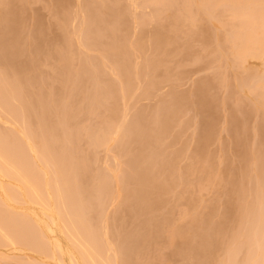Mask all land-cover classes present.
I'll list each match as a JSON object with an SVG mask.
<instances>
[{"label":"rangeland","instance_id":"1","mask_svg":"<svg viewBox=\"0 0 264 264\" xmlns=\"http://www.w3.org/2000/svg\"><path fill=\"white\" fill-rule=\"evenodd\" d=\"M159 1H156L158 3H155L154 0L151 1L150 0H108V1L106 0H13V2L15 3L14 4L11 0L10 3L7 4L8 9H10L11 11H13V9L16 10L15 11L16 13L14 11L13 12L15 13V15L17 14L18 18H16V21L14 20V22L16 23H13V21H8L9 24H7V21H5V25H7V27L4 36L8 34L9 37L11 35L10 33L13 34L14 32H17L19 29L18 36L19 35L20 36L16 43V46L19 48L17 49V51L16 50L14 51L16 52L14 53L16 55L14 54H12L13 56L11 55L12 59L10 58L11 56L10 57L7 56L14 63L10 62L9 64L8 61L9 59L7 57H6L7 59L5 58L4 61L2 62L0 61L1 63L0 71H6L7 68L8 69L10 68L8 66L11 64H14L16 67L18 65V68L16 70L19 71L21 75L20 78L21 82L23 81L21 84L25 88L28 87V90L26 88V91H24L25 89L24 88H23L24 90L21 89L22 86H20L21 87L20 89L22 90L20 91L22 93L27 92L26 94L23 93V95H25V99L29 102L28 107L32 105L30 108L31 109L33 108L35 110L34 111L33 109L32 110L30 109V111L33 112L32 114H34V117L32 114H31L32 116L30 117L26 116L28 118L25 117L26 119L25 118L24 119L28 121L27 123L25 122V124L30 126L32 125L34 126V128H36L35 125H38L37 124L38 122L40 125H43L44 127L46 126L45 128H48L47 126L50 125L51 127L49 126L48 129H50L52 133L57 130L59 131L61 129L59 132L61 133V135L63 134L62 135L63 136L62 139H63L65 136L64 133L67 135L68 133L66 132L67 131L69 132V130L67 129V131H65L64 133L62 132L68 127L63 129L65 123L62 124L60 122L59 116H61V114H59V112L61 111V108H65L67 109L66 111L69 110L71 111V112L69 111V117H70L69 120H70V124L71 122H73V124L71 125L68 124L70 125V127L73 125L75 126L77 125L76 127L79 128L78 125L82 124L81 128L82 127L83 129L88 128V130H90V132L92 133V134L90 132L88 133V130L84 131L83 129L79 128L80 130L87 132L88 134L87 133L85 134L83 132L85 134L84 135L81 131L82 134L80 133L78 134L80 136L82 135L83 136L82 137L79 136L78 140L75 138V140H77L76 143L75 141L74 142L69 141V143H67L68 142L67 139L69 138V136L67 138L65 136L67 142L64 141L65 138L64 140L60 141L59 136L61 135L56 134L57 136L59 135L58 138H56L57 137L56 135L55 137H53L54 135H52L53 138L52 139L49 137L51 136L50 132L49 133L47 132L49 134V136L47 135V138H49V140L51 139L52 141L54 140V138L56 140L59 139L58 141H60L61 144L64 141L62 146L58 141H56V143L59 144L61 148H64L62 151L65 155H67L66 151L67 152L69 151L68 153H70L71 151L76 149L78 145H80L79 146L80 148L78 147V149H80L79 151L81 153L80 155H78V153L76 152L78 150L73 151L74 153H76V155L74 154L70 157L71 161L73 160V157L75 158L76 156V159L81 158L80 159L81 163L80 164L79 162L78 164H75L76 162L73 163V166L74 164L76 166H74V171L71 175V178L68 181V187L61 186V189H63L61 198L63 199V201H65L61 210L58 211V214L61 217V222L62 223L64 222L63 224L61 223L60 225L62 229L57 234L54 231H51L52 233L53 232L54 233L52 234L51 232H49L51 234L49 235L53 237L56 236L57 239H59V241L65 248H68L69 246L71 247V245L73 247V244L69 243V239H65L67 238L65 237L66 232L65 234L63 233V231H65V229H63L64 228L63 226L65 225V223L66 224L69 223V222L67 223L68 220L66 221L64 217L66 218L65 214L70 215L71 211L73 210L72 208L75 209L78 204H80L81 207L84 204L85 209L84 208L82 209V211L84 210L83 212L81 211L79 205H78L79 207L75 209L78 212V209L80 208L79 210L82 212V214L76 212L78 215L77 218L79 219L78 222L80 226H82L83 228L89 227L88 232L86 230L88 236L82 233V235L84 234V239L85 240L89 239L88 242H91L92 241L91 237H93L92 239L95 240L94 241L95 244L93 246L97 248L95 250L96 251L98 250V254H100L99 252H101L100 254L101 256H103L102 255L103 252L104 255L106 253V256H108L107 255L108 253L109 256L111 254L110 256L111 260L114 261L115 264L117 263L122 264L124 262L123 258H127V256H130L129 259L131 260L132 257L135 255V253L133 256L131 255L133 254L134 249L135 251L136 250L139 251V253L141 252L140 254L138 253L139 255L138 254L135 255L138 256L136 259L135 256L133 257V259L137 261L135 262V264H141V263L142 264H155V263L156 264H192L195 262V260L196 262L194 264H249L253 261L251 260L252 257H254L253 259L256 258V253L253 249L256 248L257 244L255 245V243L261 242L258 243L261 246V247L259 246V248H264V236L258 237L259 234L258 236L257 234L253 235V233L258 230V229L253 230V228L257 226L261 227V225L264 223V214H262L261 208H260L261 213L259 212V207H258V203L260 200L259 198L264 197L263 196L264 195V97H263L264 88L262 87L263 86L262 83H261L262 86L260 85V87L257 84L264 81V77L262 78V81H260L261 77L264 75L263 73L264 66H262L264 63V62L262 63V61H264V59H262L264 58V54L260 55L258 53L259 54L258 55L256 53L255 55L256 56L258 55L256 57L255 55H253L255 51H252L254 52L252 54L253 57L251 56V54L249 55L248 53L249 49L252 50L256 43L254 44V46H252L253 45L252 43L251 44L252 47H249L248 49L246 47H243L245 44L243 43V39H242L241 40L242 45L239 46L238 39L240 37L242 38V35L245 34L243 33V31L246 32L248 30L247 26L250 18H248L249 13L247 14L245 13L247 17L246 16L241 17L243 15V13H241L240 14L241 16L239 15V17L237 18V19L245 18L242 23L241 22L239 23L241 27L240 28L241 36H239L240 34H238L239 31L237 30V26L239 28V25H237L238 23L236 24L234 22H239L240 20L237 21V19L234 18V16L235 17L238 16L235 14V13L238 14V12L235 10L236 12L233 13L234 9L232 8L234 7L232 5L235 4V2L232 3L233 1L230 2V0H228L230 3H232V5H229V2L228 3L225 2L226 0H223V2L221 0L222 3L219 0H214L213 3H210L212 0H209L210 2L209 1L208 2L211 4V6H209V3H207L206 8H202L205 1H203L204 3L197 2V4L194 1L195 4L199 7L191 8L189 6L191 2L190 4H188L186 1H185L186 3H184L183 2L184 0L181 2L180 0L179 1L172 0L171 2L169 0H164V2L163 0H161L160 1L161 3ZM256 1L257 2L261 1L260 3H263V7H264V1L262 0H255L254 2H252V5L253 3L256 4ZM104 2H106L107 4H105ZM176 2L178 3L183 2V4H187V8L185 9L186 10L188 9L193 13L188 11L187 14V11L185 12L184 9L183 12L182 7L186 5L181 6L180 4H178L177 6ZM246 3H249V1L244 2L243 4L245 5ZM195 4L193 6H195ZM91 5H94L93 9H91L92 8ZM179 5L181 6L180 7L181 9L179 8ZM249 5L247 4L245 6L246 8L245 7L242 8L241 6V8L244 9L242 12H244L245 9H247V6ZM254 5H253L254 8L253 17H256L257 22L259 21L258 23L255 21V23L258 26H255L256 25L255 23L253 24L255 27H257L255 28L256 31H254L257 40L256 38L254 39L255 42L257 41V43L259 42L260 44L261 41L259 40H261V37L264 36L263 35L264 33H262L263 36L259 37L260 35L259 32H261V30H263L264 28L263 27L260 30V27L264 25V21H261L262 18L260 19V11L262 8L259 9L258 11L257 9L260 4L257 5L258 7L256 5L255 7ZM11 6L13 7V9L11 8ZM237 6H240V4L239 5L237 4ZM237 6L235 7V9L240 10L241 8H238ZM124 7L126 10L124 9ZM207 7L210 8L208 9V11L210 12L206 10ZM260 7H262V4ZM110 8L111 11L113 9L112 12L110 11ZM127 8L129 9L127 10ZM200 8L205 10V12ZM90 9L93 11H91ZM249 9L247 10L249 11ZM17 10L18 12L21 13H18ZM255 10L258 11L259 15L258 14L257 15L259 16V18L257 17L256 15L257 11ZM263 10L261 11L262 16H264ZM118 12H120L121 14H119ZM140 12L142 14L144 13V16L141 15ZM201 13L202 14L205 13L203 14L204 16ZM111 14L112 15L115 14V16L112 17V22H114L112 24L110 22L112 16ZM184 14L185 17H183ZM208 14L210 17L208 16ZM116 15H118V17L114 20ZM121 15L122 17H124L123 20L125 22L121 20L122 19ZM119 16L121 18H119ZM128 16L131 18H128ZM125 17L127 18L125 19ZM189 17L192 19L190 20ZM201 17L202 19H204L205 23H203L204 21L202 22ZM208 17H209V21L208 20L206 21ZM253 17H251V20ZM234 19L235 21L233 22L232 20ZM117 22H119V24ZM175 22L176 23L178 22L180 24L177 23L178 24L177 26V24H174ZM189 22H191V24ZM3 23L4 22H0V25H2ZM231 23L234 24L232 25ZM243 23L245 25H241ZM10 24L12 26H10ZM15 25L17 26L19 25L18 26L19 28ZM13 26L15 27V29ZM115 28H117L118 30H116ZM161 28H163V30ZM242 28H246L247 30ZM250 29L253 30L254 28L253 29L250 28ZM119 30L122 32L121 34H119L120 33ZM158 30L159 33L157 32ZM154 32L155 33L157 32L156 34H159L161 36L164 35L162 41L160 40L162 42L161 46L159 43L160 41L153 42V39L156 36ZM247 33L250 32L247 31ZM117 34L119 36H117ZM233 34H235V36ZM84 35L86 36L83 37ZM100 35L101 38L100 37L99 38L102 40L98 38V36ZM246 35L247 34H245L244 36L245 37L244 40L248 38L250 42H252L253 40L251 41V39L254 35L253 36L250 35L251 36L250 38L249 36L246 37ZM80 36H82V38H80ZM225 36L226 37L228 36L233 41L237 38L236 43H238V46H236L237 44H234L236 47L234 46L235 48H232L233 43H235L236 40L234 42L231 40L233 42L232 44L228 43V41L230 40L227 41L223 40V37L225 38ZM119 37L121 40L120 42L118 40ZM138 38L139 41L143 43V45L138 41ZM140 38L142 41L140 40ZM166 38L169 39L167 41V43L169 42L168 44L166 43L167 40ZM116 41L117 43H115ZM164 41H165V46H164ZM108 42H110V45ZM226 42L228 45L225 44ZM138 43L141 44V46ZM263 43L264 40L262 44H260L261 46L257 44V47L258 48L259 46L264 47ZM117 44L119 45L118 46L119 50L117 49V53H114V51H111L110 48L113 45L117 47ZM237 47L239 48V50H243V48H246V50H248V52L245 51L246 55L248 53L250 57L246 56L245 54H244L245 57L240 55L238 56L234 55L237 53L232 52V50L235 51ZM257 47L255 46V48ZM120 49H122L124 52H121ZM262 49L263 48L261 49L259 48L257 49V51L260 52V50L262 51ZM239 50L238 53L240 52ZM242 52H240L241 55ZM262 52H264V49ZM118 54H120L121 56ZM116 56L119 57L118 58L119 60H117ZM113 58H115L116 60ZM67 59L70 60L67 61ZM85 61L87 63L89 62V64L92 67L90 65H87ZM118 61L119 63H122L123 61L125 64L122 63L119 66V63H117ZM67 62L70 63V65L68 66H70L71 68H67L68 66L65 65ZM95 62L100 64V66L97 67L98 65ZM126 62L128 68H126L127 67ZM95 64H96L95 66L96 72H93L95 71V69H93ZM123 64L126 67L123 66ZM259 64H261V66H259ZM117 65L121 69L124 67L125 71L122 69L123 71L121 70L122 72H120L119 71L120 69L118 68ZM86 66L87 67L90 66V67L87 68ZM254 66H257V69L259 67V71L257 70L256 72H253V70L251 69H254L255 71L256 68H252ZM30 67H35L36 69L32 68V71H30L31 70ZM130 67L132 68V70H130L131 69ZM99 68L102 69L100 70ZM21 69L23 73L21 72ZM64 69L73 70L72 71L73 76L72 77L70 76L71 79L68 75L67 80H65L66 77L64 78V76H66L67 70H65L66 73H64ZM23 70L29 71L28 72L29 75H26L28 73L24 72ZM260 71L261 73L258 77V72ZM78 72H81L82 74ZM24 73L26 74L24 75ZM253 73L257 74L255 75L256 77L253 76ZM79 74L82 76H80ZM84 78H86V80L88 79L92 80L91 82L93 84L92 83L90 84L89 80H88L89 82L87 81V83L83 84V82H86ZM74 79L76 81H74ZM77 80L80 83H77L78 82ZM80 80H82V82ZM23 83L24 84L27 83V86L24 85ZM84 85L89 90H87L84 87ZM107 86H109L108 87L109 92L108 90H105V87L107 89ZM98 90H100V92H98ZM102 90L104 91L102 92ZM114 90L115 93L113 95L112 92ZM92 91H94L95 93ZM104 92L106 93L102 94ZM51 93L54 95V98L56 97L55 98L56 100L53 98V95ZM84 93L85 94L88 93L89 95L92 93V95H90V98L87 99L88 98L87 96L89 95L86 94L87 95L86 96ZM27 94L29 96H26ZM97 94L98 96H96ZM95 96L97 97L96 100H95ZM62 97H65L63 98L64 101L61 99ZM58 100L59 101L62 100V102L64 103H61ZM87 101L88 102L92 101L94 103V106H96V108L94 107V109H92L93 103L90 102L89 104ZM32 102H34V105L33 104L30 105V103ZM46 103L48 104V106L47 105L44 106ZM39 104L42 105L41 108L38 109V107H40ZM60 104H64V105L67 104V105L63 107L64 105L62 106ZM173 104L176 105L178 104L177 105L178 107L180 106L179 108H177L178 111L176 109L177 106L175 107V105ZM50 105L52 106L49 107ZM67 106H69L70 108L69 107L66 108ZM48 108H51V110L53 111H51ZM114 108H117L118 110L117 111L118 113L116 112L115 115L113 114L115 113L113 111ZM40 109L41 112L43 110L42 113L44 114V116L42 114L39 115V113H41ZM172 109L174 111H172ZM36 110H39L38 113H36L37 112ZM167 111L168 112L172 111V112L167 114ZM1 113L2 112L0 110V117L1 119H3V113L2 114ZM172 113L174 114V117L171 116ZM57 114H59V116ZM45 115H47V117ZM71 115H73V118ZM122 115L123 116L125 115V117H123ZM103 117L106 118V120ZM138 117H140L141 122ZM29 118L30 119L32 118V120H30ZM142 119H146V120L142 121ZM34 120L38 122L36 123ZM124 120H125L124 124L128 123L127 125L125 126L123 125V127L122 125L121 126L119 125L120 128L116 126L117 123L121 124ZM130 120L133 123L136 121L134 123L135 126L139 125L138 128L136 127L139 130L137 129L135 130L136 133L138 131V134L140 131L139 138L135 137L137 134L133 136L134 133L132 134L130 133L131 129L130 130L128 129ZM32 121L35 122V124L31 123ZM8 122L9 121L4 123L2 122V127H4L5 130L6 127H9L10 125L12 126L19 125L18 123L13 125L12 124L13 122L11 121H10L11 124L10 123L8 124ZM28 122L31 124H29ZM77 122H79L80 124H77ZM98 122H100V124ZM137 122L139 124H136ZM60 123L62 124L63 127L61 126ZM103 123L106 124L105 127ZM133 123L131 124L134 126ZM54 124H56L57 126ZM113 124H115L114 126H116V128H119L118 129L119 131L118 130L115 131L116 128L114 129L113 127H111L113 126ZM91 125L95 128L94 129L93 127H91L94 130L90 128ZM12 126H10V128L7 129L8 130L11 129ZM43 126H41V129L43 128ZM2 127L0 126V129ZM38 127H37L38 130L37 129L36 130L37 132L38 131L40 132L41 129L39 130ZM108 127L110 128L108 129ZM105 128H106L105 133L112 132L113 130L112 133L113 137L111 133H109L110 136L108 137L105 135L108 142L107 140L102 139L104 140L103 143H105L106 146L102 143V140H100L101 136L104 135V132H102V130L105 131ZM4 129H1V131H3ZM11 130L14 131L15 129H11ZM80 130H78V132H80ZM141 130L143 131L141 132ZM159 131L163 132L162 135L161 133H159L161 136H159L158 134ZM14 132H15L14 134L18 135L16 131ZM125 135L127 138L125 137ZM92 137L95 138L92 140ZM109 137H111L112 139L115 137L116 139L114 138V140L112 141V139ZM132 139H135L137 141V144L135 140H133V142H135L133 143L131 141ZM142 139L143 141H141ZM70 142H72L73 145ZM110 142L112 143L110 144ZM68 144L70 145V147L71 146L72 147L70 148ZM109 145L111 146L109 147ZM102 146L105 148H103ZM200 146L202 147V149H200L201 148ZM136 148L138 151L135 150ZM152 148H154V150H152ZM68 149H70L71 151ZM131 150L132 151L134 150L135 153L130 152ZM162 150L165 153V155L162 154L163 153L161 152ZM167 152H169L168 153L169 156H173L175 154L177 156L175 155L174 159L171 162V164L174 166H168V168L165 169V166L162 167L163 165H159L158 162L161 159L165 158V156L169 157L166 154ZM131 153H133V155H131ZM134 154H136L135 157H133ZM143 154L145 155L141 157V155ZM195 154H196V158H195ZM198 155L200 156L198 157ZM148 156L149 157L154 156V157L150 159L148 158ZM136 157H139L140 160L144 161V163L148 162V164H146V167L145 165H143L144 168H142V165L141 166L138 165L140 166V170L142 168V171L138 169L139 167L137 165H135L136 167L133 165V168L132 166L130 167V164L133 163V162L130 163V161H132L133 159L134 160L139 159ZM144 159L150 160V163L149 161H145ZM143 161L142 164H144ZM34 165H38V166H34ZM43 166L44 164L42 163L41 166V162L40 164H36V163L33 164V167L35 168L36 167L43 168ZM76 167L77 170L75 169ZM78 167L81 168L78 169ZM112 168L116 172L115 178L112 177L111 175L110 170H112ZM163 168L165 169V171H163ZM81 169L83 170V172L81 171ZM150 169L153 170L151 171ZM106 170H109L110 172ZM136 171H138V173ZM139 171L142 173L144 172V174L146 173L147 176L145 177L146 179L143 178L144 181L143 179L141 180L140 178H139L140 180L135 179L136 176L140 174ZM168 171L170 174L168 173ZM205 171H207V174ZM154 172H155L154 174L155 176L162 175L160 177H163L164 175H166V173L170 175L169 181L171 180V182L168 183L170 189H168V191H165L164 194H161V198L160 197L158 198L154 194H153L154 196L151 194L152 197L154 198H152L150 194H149L150 196H147L148 194L145 196L144 192L142 190H141L142 192L140 191L141 183L148 184L149 183L148 176L152 177ZM99 173H101L102 175ZM26 175L28 176L27 173ZM49 175L51 176V173H49ZM202 176L204 177L202 178ZM6 178L2 180L4 181L6 180ZM111 178L112 180H110ZM8 179H12V178H7V181H5V183L7 182L9 185H11L12 183L13 187L15 185H18L19 183H22L21 181L20 182L17 181L18 184L13 183L12 181L14 180V178L12 179V181ZM102 179H104L103 180L104 182L102 181ZM114 179L115 181H113ZM138 180L140 182L137 183ZM74 183L77 184L78 189L82 190L81 193L77 196L79 199L75 197L77 198V201L75 198H73L74 201L72 199H69L71 196L67 195L68 192L65 193V191H68V189L70 190L71 188H75V187L77 188V186ZM104 183L106 185H104ZM136 183L138 184V186ZM8 184H6V186ZM83 184L85 185L83 186ZM113 184L116 186L112 187L114 186ZM20 185L22 186L23 184ZM110 185L111 188L108 187ZM116 187L117 188L120 187L121 189H123V190H119L120 193L117 196L120 197L121 199L120 200L118 198L119 201L116 200L117 198L116 195H114L115 196L114 197L115 201H114V199H111V196H106L107 193L104 194L105 189L109 188L110 190L111 189L115 190L117 189ZM91 188H93V190L95 191H92ZM86 189L88 192L85 191ZM179 193L180 195H178ZM176 195L179 199L176 198ZM103 197H105V200H103ZM97 198L99 200H97ZM107 198L110 202L107 200ZM17 199L14 200L10 199L11 200V201L9 200L10 202L7 201V206L11 207L13 205V207L15 208L17 207V211H18V209H20L19 206L25 205V207L21 206V210L24 209L23 212L20 210L19 211L22 213H24V211L29 212L27 209L28 204L22 203L19 205V203L23 201H21V198L18 200ZM152 199L153 200L155 199V201L158 202L156 203ZM6 200H8V198ZM15 200H17L16 202L19 201L18 204L15 203ZM12 201L15 204H12ZM70 201L73 204L74 203L77 204L79 201L80 202L77 205L76 204L73 205ZM105 201L106 203H108L107 206L106 203H104ZM112 201H114V203L117 201L114 204V206ZM86 202L89 205L86 206L85 205L87 204ZM1 205L3 207L2 210L4 211L5 209V211H7V214L5 213V211L3 213L6 215L10 214L11 211L9 212L8 210L9 208H7L5 204H1ZM236 205L238 206L235 207ZM31 206L33 208H31ZM143 207L145 208L143 209ZM29 209L35 210L37 209V205L29 204ZM66 210L68 211L66 212ZM14 211L15 210H13L12 213H14ZM17 211H15V213ZM19 211L18 213H20ZM112 217L114 218V220L112 219ZM145 218L146 221H144ZM150 218H152L153 221H151L152 219ZM194 219L195 220L197 219L194 222H199V224L195 223L196 226L198 227H196L195 224H192L193 222H191V220ZM81 220H83L82 223H80ZM84 221L86 222V224ZM166 221L167 223H165ZM141 222L145 224H147L146 222L148 223L152 222V223H149L150 224L149 228L146 229L142 227L144 226V224H141ZM83 223L84 225H82ZM93 224H95V226ZM151 224H153L154 226ZM139 225L142 226L140 227ZM172 225L174 227H172ZM96 226H98V228ZM146 226L147 225H145V227ZM20 227L18 226L17 229L18 230L21 229ZM93 227L96 230L93 229ZM100 227L101 229H99ZM139 227L142 229H140ZM158 227H160L162 232L164 231V233H161V236L164 238L163 240L161 239L162 242L160 241V238H162L161 236L160 238H157L158 233L160 231ZM28 228L30 227L24 228L25 230L24 229L23 230L26 231V229ZM83 228H82V232L84 231ZM175 228L177 229L179 228L180 230L179 229L177 230ZM199 228H202V231H199L200 230ZM32 229L33 228L27 230L26 232L27 237L24 234L25 232L24 233L21 232L23 230H19L21 233L19 232L18 234L21 236L24 234L25 238L22 236L24 239H22V237L20 238L19 236H17L19 239H22L24 242L27 241V243H29L26 244H27V248L31 247L30 248L31 251H28L29 248L26 249L23 246L21 247V245L25 246V244L22 242H18L19 239H17L16 236L14 237L15 239L14 243L17 240L15 244L8 243L6 246L4 242L0 241L1 244L0 246L2 247V248L0 247V257H3V259H0V264H5L7 263V261L9 264H61V262L59 261L57 262L54 261L55 259L52 257L51 258L54 260H52L51 258L49 259L50 255H52L51 251L49 250L46 251L45 253L43 251L44 254L42 256L39 255L40 253L35 252L36 249L39 250V248L35 249L36 244L30 242L31 238L32 239L37 238L35 234L33 237L30 235ZM143 229L144 230L146 229V232L147 230H149L148 231L149 235L154 233L155 230L156 232L153 234L154 235L153 237L151 236L152 238L150 237V240L148 239L149 240L148 244H146L145 242L144 243L140 242V244L143 243L142 244L143 246L140 247L139 245L136 244V240L139 244V239H137L136 237L139 238L141 233L137 232L136 230L140 231ZM262 229L264 231V228ZM262 229L260 228V230ZM30 230L31 232L28 234V231ZM174 230L180 231L183 234L185 233V236H187V241L189 239L188 236H190V242H194V244L196 242L199 243V245H197L199 248L195 246L190 250L188 249L189 253H187L188 250L185 251V249L179 243V240L177 241L175 238H170L171 233L172 232L174 233ZM107 231L109 232L107 233ZM135 233H137L138 235L136 234L135 237H133V234ZM201 234L202 237L200 236L199 239V235ZM85 235L87 238H85ZM250 235H253L254 237L256 235L259 241H255V239L257 240L256 237L255 239L250 238ZM262 235H264V232L262 233ZM97 236L98 238H96ZM100 240L103 243H101ZM97 241H100L101 244H99V242ZM111 241H113V243H111ZM165 243L167 244V246ZM3 244L6 246L4 247L5 249H3L2 246ZM96 244L98 245L96 246ZM101 246H103L104 248L103 247L101 248ZM99 248L103 252L100 251ZM142 249L143 250L146 249V251H143ZM23 250H25V252ZM255 250L257 254L260 253L258 252L257 249ZM76 251L77 250H74V252ZM126 251H128V253H126L127 255L125 254ZM130 251L132 253H130ZM263 251L261 252V257L264 254ZM251 252L252 254L255 253L254 254L255 256L250 255ZM76 253L75 255L76 256L78 255L77 256L78 258L79 254ZM79 253L81 254L83 252L79 251ZM112 255H114V257H112ZM188 255L190 256V258L188 257ZM249 255L251 256V259L249 258ZM82 256L80 257L81 259L80 263L82 262L83 264H85V258L84 256L83 257ZM258 256L259 258L257 257L258 260L256 262H258L259 259L261 260L260 255ZM115 259L118 260L116 261ZM129 261H126L125 263ZM144 261L146 263H144ZM131 262L134 261H130V264ZM252 264L254 263L252 262Z\"/></svg>","mask_w":264,"mask_h":264},{"label":"bare ground","instance_id":"2","mask_svg":"<svg viewBox=\"0 0 264 264\" xmlns=\"http://www.w3.org/2000/svg\"><path fill=\"white\" fill-rule=\"evenodd\" d=\"M10 1L11 0H0V22H4L2 25H0V61L2 62V61H4L5 60V58L7 57V56H11L12 54H14V53H16V52H14L15 50L17 51V49L19 48V47H17L16 46V43H17V40H18V38H19V36H18V32H19V29H18V31L17 32H14L13 34L12 33H10L11 35L8 37V34L6 35V36H4L5 35V30H6V27H7V25H5V21H7V24H9L8 23V21H13V23H16V22H14V20L16 21V18H18L17 17V14L15 15V11L16 10H14L13 9V5L11 6V8L13 9V11L15 12H13V11H11L10 9H8V3H10ZM106 1H108V0H106ZM151 1V0H150ZM156 1H159V0H156ZM155 0H154V2L155 3H158V2H156ZM161 1V0H160ZM159 1V2H160ZM170 2L172 1V0H169ZM179 1V0H178ZM181 1H183V0H180V2ZM188 3V4H190V2H191V4L189 5L191 8H193V7H199V6H197L196 4H197V2H203V1H205V5L203 4V7L202 8H206V4L207 3H209L210 1L209 0H184L183 2L184 3H186V2ZM196 2V4H195V2ZM207 1V2H206ZM209 1V2H208ZM220 2H221V0H219ZM231 1H233L232 3H234L235 2V4H233L232 5V3H230ZM247 1H249V3H246L245 5L243 4L244 2H247ZM255 0H230V2L228 1V0H226L225 2H229V5H232V6H234V7H232L234 10H233V13L234 12H238V14L237 13H235L236 15H238L237 17H235L234 16V18H238L239 17V15L241 14V13H243V15L241 16V17H245L246 16V14L247 13H249L248 15V18H250L249 19V22H248V26H250V27H248L247 26V28H248V30L246 29V28H242V29H246L247 31H249L250 33H251V31H252V33L250 34V33H247V31L246 32H244L243 31V33H245V34H247L246 35V37L247 36H249V38L251 37L250 35H254L255 36V34H254V31H256V29L255 28H257V27H255V26H258L256 23H255V21H256V17H253V12H254V8H253V5L255 4V3H253V5H252V2H254ZM262 1H264V0H262ZM12 2H13V0H12ZM102 2V1H101ZM148 2V1H147ZM163 2H164V0H163ZM175 2V1H174ZM178 3V2H176L177 3V6H178V4H180L181 6L182 5H186V6H183L182 7V11H183V9H184V11L186 12L187 11V14H188V11L189 12H192V11H190V10H186L185 8H187V4H183V2L182 3ZM193 2H194V4H195V6H193L194 4H193ZM214 2V0H212L210 3H213ZM222 2H223V0H222ZM221 2V3H222ZM261 1H256V6L258 5V4H260L259 5V7L261 6V4H262V7H258V11H259V9H261V11L264 9V7H263V3H260ZM14 3V2H13ZM105 4H107L106 2H104ZM103 3V4H104ZM112 3V2H111ZM155 3H154V5H155ZM161 3V2H160ZM159 3V4H160ZM209 3V6H211V4ZM15 4V3H14ZM92 4V3H91ZM102 4V3H101ZM110 4V3H109ZM117 4H119V3H117ZM143 4H145V3H143ZM152 4V3H151ZM237 4L239 5L240 4V6H237ZM249 5V6H247V9H249V7H250V9H249V11L247 10V9H245V11L244 12H242L244 9H242L243 7H245L246 5ZM10 5V4H9ZM153 5V4H152ZM179 5V8L181 7ZM198 5H199V3H198ZM254 5V6H255ZM92 6V8L91 9H93V6L94 5H91ZM90 6V7H91ZM129 6V5H128ZM202 6V5H201ZM205 6V7H204ZM214 6V5H213ZM238 7V8H241V6H242V10L240 9V10H237V9H235V7ZM255 6V7H256ZM10 7V6H9ZM100 7V6H99ZM110 7V6H109ZM123 7V6H122ZM125 7H127V6H125ZM125 7H124V9H125ZM143 7V6H142ZM230 7V6H229ZM252 7V8H251ZM113 8V7H112ZM130 8V7H129ZM129 8H127V10L129 9ZM153 8V7H152ZM178 8V9H179ZM190 8V9H191ZM202 8H200V9H202ZM231 8V7H230ZM246 8V7H245ZM17 9V8H16ZM19 9V8H18ZM90 9V10H91ZM131 9V8H130ZM143 9V8H142ZM160 9V8H159ZM164 9V8H163ZM167 9V8H166ZM181 9V8H180ZM208 9H210L209 7H207V11H208ZM121 10H123V9H121ZM126 10V9H125ZM150 10V9H149ZM155 10V9H154ZM168 10V9H167ZM199 10V9H198ZM203 10V9H202ZM213 10H214V8H213ZM236 10V11H235ZM247 10V11H246ZM257 10H255V11H257ZM20 11V10H19ZM91 11H93V10H91ZM110 11H111V8H110ZM112 11H113V9H112ZM111 11V12H112ZM115 11V10H114ZM144 11H145V9H144ZM152 11V10H151ZM150 11V12H151ZM183 11V12H184ZM194 11V10H193ZM201 11V10H200ZM204 12H205V10H203ZM202 11V12H203ZM206 11V12H207ZM239 11H240V13H239ZM258 11L256 12V15L258 14L259 15V13H258ZM260 11V19H261V21H264V16H262L261 14H262V12ZM17 12H18V10H17ZM121 12V11H120ZM120 12H118L119 14H121ZM161 12V11H160ZM208 12H210V11H208ZM215 12V11H214ZM263 12H264V10H263ZM18 13H21V12H18ZM92 13V12H91ZM90 13V14H91ZM117 13V14H118ZM130 13V12H129ZM141 13V12H140ZM163 13V12H162ZM193 13V12H192ZM220 13V12H219ZM246 13V14H245ZM252 14V16H251V14ZM84 14V13H83ZM116 14V13H115ZM115 14H111L112 16H111V24L112 23H114V22H112V17L113 16H115ZM118 14V15H119ZM136 14V13H135ZM195 14V13H194ZM202 14V13H201ZM203 14H205V13H203ZM202 14V15H203ZM210 14V13H209ZM209 14H208V16H209ZM245 14V15H244ZM16 17H15V16ZM20 15V14H19ZM118 15H116V17L114 18V20L118 17ZM126 15V14H125ZM141 15H143L144 16V13L142 14L141 13ZM234 15V14H233ZM232 15V16H233ZM257 15V17L259 18V16ZM123 16H124V14H123ZM127 16V15H126ZM133 16V15H132ZM142 16V17H143ZM154 16V15H153ZM193 16V15H192ZM204 16V15H203ZM215 16V15H214ZM217 16V15H216ZM218 16H219V14H218ZM222 16V15H221ZM253 17V18H255V19H253L252 18V20H251V17ZM92 17V16H91ZM121 17H122V15H121ZM120 16H119V18H121ZM147 17H149V16H147ZM183 17H185V14H184V16ZM195 17V16H194ZM210 17V16H209ZM209 17H208V19H206V21L208 20L209 21ZM223 17V16H222ZM222 17H220V18H222ZM247 17V16H246ZM127 17H125V19H126ZM128 18H131V17H129L128 16ZM175 18V17H174ZM176 18H178V17H176ZM188 18V17H187ZM190 18V17H189ZM212 18V17H211ZM257 18V19H258ZM124 19V17H122V19L121 20H123ZM145 19H146V17H145ZM150 19V18H149ZM152 19V18H151ZM180 19V18H179ZM184 19V18H183ZM192 18H190V20H191ZM245 19V18H244ZM244 19H237V21H239V22H234L235 21V19L234 20H232L234 23H238L237 25H239V28H238V26H237V30L239 31H237L238 32V34H240V22L242 23L243 22V20ZM18 20V19H17ZM94 20H96V19H94ZM189 20V21H190ZM194 20V19H193ZM199 20H200V18H199ZM201 20H202V22L204 21V19H202V17H201ZM211 20V19H210ZM217 20V19H216ZM215 20V21H216ZM242 20V21H241ZM253 20H254V22H253ZM109 21V20H108ZM124 21V20H123ZM183 21V20H182ZM188 21V20H187ZM195 21V20H194ZM218 21H220V20H218ZM221 21H222V19H221ZM253 23H252V22ZM110 22H108V23H110ZM120 22V21H119ZM119 22H117L118 24H119ZM125 22V21H124ZM127 22V21H126ZM147 22H149V21H147ZM197 22H200V21H197ZM201 22V23H202ZM257 22V21H256ZM259 22V21H258ZM257 22V23H258ZM19 23V22H18ZM17 23V24H18ZM108 23H106V24H108ZM116 23V24H117ZM121 23V22H120ZM128 23V22H127ZM178 23V22H177ZM176 22L174 23V24H177ZM183 23V22H182ZM185 23V22H184ZM190 24H191V22H189ZM195 23V22H194ZM194 23H192V24H194ZM203 23H205V21L203 22ZM233 23V24H234ZM245 23V22H244ZM241 24V25H245V24ZM256 24L255 26L253 25V24ZM263 23V22H262ZM139 24V23H138ZM178 24H180V23H178ZM178 24H177V26H178ZM217 24V23H216ZM232 24V23H231ZM232 24V25H233ZM260 24V23H259ZM247 25V24H246ZM251 25H252V27H251ZM10 26H12L11 24H10ZM9 26V27H10ZM15 26H17V25H15ZM19 26V25H18ZM17 26V27H18ZM117 26V25H116ZM119 26V25H118ZM176 26V25H175ZM236 26V25H235ZM254 26V27H253ZM262 26V25H261ZM14 27V26H13ZM12 27V28H13ZM21 27V26H20ZM242 27H244V26H242ZM264 27V25L262 26V27H260V30H261V28H263ZM11 28V29H12ZM19 28V27H18ZM128 28V27H127ZM236 28V27H235ZM250 28H254L253 30H251ZM10 29V28H9ZM14 29H15V27H14ZM116 30H118L117 28H115ZM121 29V28H120ZM142 29V28H141ZM162 30H163V28H161ZM251 31H250V30ZM17 30V29H16ZM143 30V29H142ZM13 31V30H12ZM120 31V30H119ZM119 31H118V33H119ZM123 31V30H122ZM207 31V30H206ZM236 31V30H235ZM262 31H264V28H263V30H261V32H259L260 33V35H259V37H261V36H263L262 35V33H264V32H262ZM117 32V31H116ZM138 32V31H137ZM158 33H159V30L157 31ZM156 32V33H157ZM236 32V33H237ZM114 33V32H113ZM122 32L120 31V33L119 34H121ZM126 33V32H125ZM124 33V34H125ZM155 32H154V34H156ZM235 33V34H236ZM84 34V33H83ZM235 34H233L234 36H235ZM245 34H243L242 35V38L239 40L238 39V43H239V46L240 45H242V42H241V40L243 39V43L246 45H244L243 47H246V48H248L249 49V47H252V46H254V44H255V46L257 47V44H259V42L257 43V41L255 42V39L254 38H256V36L254 37H252V39H251V41L252 42H250V40L248 39H246V40H244L245 39ZM79 35V34H78ZM115 35V34H114ZM228 35V34H227ZM232 35V34H231ZM86 35H84L83 37H85ZM117 36H119L118 34H117ZM164 36V35H163ZM163 36H161V35H159V34H156V36L154 37V39H153V42H158V41H162V39H163ZM239 36H241V34L239 35ZM101 38V35L100 36H98V38ZM228 37V36H227ZM226 36H225V38L223 37V40L225 41H227V40H232V39H230L229 37L227 38ZM231 37V36H230ZM80 38H82V36H80ZM99 38V39H100ZM102 38H103V36H102ZM168 38V37H167ZM166 38V39H167ZM227 38V39H226ZM165 39V40H166ZM260 39V38H259ZM100 40H102V39H100ZM104 40V39H103ZM117 40V39H116ZM119 42L121 41L120 40V37H119ZM140 40H141V38H140ZM169 39H167L166 40V43H167V41H168ZM236 40V41H235ZM234 41H235V43H233L232 41L230 42V41H228V43H233V47L232 48H235L236 46H238V43H236L237 42V38L235 39ZM256 40H257V38H256ZM263 40H264V36L263 37H261V40H259V41H261V43L260 44H262V42H263ZM98 41V40H97ZM112 41H113V39H112ZM138 41H139V38H138ZM142 41V40H141ZM159 42L160 43V46H161V43L162 42ZM245 41V42H244ZM100 42V41H99ZM102 42V41H101ZM104 42V41H103ZM111 42V41H110ZM110 42H108L109 43V45H110ZM140 42V41H139ZM241 42V43H240ZM249 42H250V44H249ZM112 43V42H111ZM115 43H117V41L115 42ZM141 43V42H140ZM169 43V42H168ZM167 43V44H168ZM253 43V45L251 46V44ZM98 44V43H97ZM119 44V43H118ZM117 44V47H115L114 45L113 46H111V51H114V53H117V49H118V46L120 45H118ZM139 44V43H138ZM142 45H143V43H141ZM141 44H139L140 46H141ZM155 44V43H154ZM166 44V45H167ZM225 44H227V42L225 43ZM224 44V45H225ZM234 44H237L236 46L234 45ZM249 44V45H248ZM259 44V45H260ZM18 45V44H17ZM68 45V44H67ZM108 45V46H109ZM122 45H123V42H122ZM157 45H159V44H157ZM163 45V44H162ZM228 45V44H227ZM263 45H264V43H263ZM72 46V45H71ZM164 46H165V41H164ZM232 46V45H231ZM235 46V47H234ZM255 46L253 47V49L255 48ZM261 46V45H260ZM259 46V48L261 49V48H263L264 49V47L262 46V47H260ZM68 47V46H67ZM72 48V47H71ZM121 48V47H120ZM123 48V47H122ZM125 48V47H124ZM140 48V47H139ZM158 48V47H157ZM246 48H243V50H239V48L237 47L236 49H235V51L234 50H232V52H234V53H237V54H234V55H236V56H238V55H240V56H244V54L246 55V52L245 51H247L248 52V50H246ZM258 47L257 48H255L254 50L252 49V50H250L249 49V55L251 54V56H252V54L254 53V52H252V51H255V53L253 54V55H255L256 53L258 54H260V55H263L264 54V52H262L263 51V49H262V51L260 50V52H258L257 51V49H259ZM240 49H241V47H240ZM119 50V49H118ZM238 50L240 51V52H242V51H244V52H242V55H241V53L239 52L238 53ZM70 51V50H69ZM120 51L121 52H124L122 49H120ZM156 51V50H155ZM257 51V52H256ZM67 52H68V50H67ZM119 52V51H118ZM154 52V51H153ZM262 52V53H261ZM109 53V52H108ZM113 53V54H114ZM120 53V52H119ZM248 53H247V55L246 56H249L248 55ZM233 54V53H232ZM258 54V55H259ZM14 55H16V54H14ZM70 55V54H69ZM117 55V54H116ZM118 55H120V54H118ZM257 55V56H258ZM13 56V55H12ZM12 56L10 57L11 59H12ZM121 56V55H120ZM256 56V55H255ZM254 56V57H255ZM256 56V57H257ZM9 57H7L8 59H9ZM113 57H115V56H113ZM117 57V56H116ZM245 57V56H244ZM250 57V56H249ZM253 57V56H252ZM6 58V59H7ZM14 58V57H13ZM119 57H117V60H119L118 59ZM261 58V57H260ZM260 58H259V60H260ZM11 59H9L8 61H9V64H10V62H12V63H14L13 61H11ZM65 59H66V57H65ZM84 59V58H83ZM113 59H115V58H113ZM146 59V58H145ZM251 59V58H250ZM254 59V58H253ZM262 59H264V58H262ZM68 60H70V59H67V61ZM86 60V59H85ZM105 60V59H104ZM116 60V59H115ZM147 61V60H146ZM86 62V61H85ZM101 62V61H100ZM99 62V63H100ZM150 62V61H149ZM148 62V63H149ZM264 61H262V63H263ZM68 63V62H67ZM65 64V65H70V63H68V64ZM83 63H84V60H83ZM83 63H82V65H83ZM87 63V62H86ZM96 63V62H95ZM117 63H119V61L117 62ZM122 63H124L123 61H122ZM122 63H119V66H120V64H122ZM145 63V62H144ZM1 64V63H0ZM37 64V63H36ZM91 64H93V63H91ZM98 66L97 67H99L100 66V64H98V63H96ZM96 64L94 65V68L93 69H95V66H96ZM103 64H104V62H103ZM125 64V63H124ZM123 64V66H125ZM156 64V63H155ZM2 65H4V64H2ZM17 65V64H16ZM87 65H90L89 64V62L87 63ZM137 65V64H136ZM149 65V64H148ZM148 65H146V66H148ZM34 66V65H33ZM37 66V65H36ZM81 66V65H80ZM91 66V65H90ZM89 66V67H90ZM103 66V65H102ZM118 66V65H117ZM118 66V68L120 69L119 71L120 72H122L123 70H124V67L121 69L120 67ZM127 66V67H126ZM126 68H128V65H127V62H126ZM135 66V65H134ZM258 66V65H257ZM257 66H254V67H252V68H256L255 69V71H254V69H251V70H253V72H256L257 70L259 71V67H258V69H257ZM259 66H261V64H259ZM262 66H264V63H263V65ZM8 67H10L9 69L7 68V70L6 71H0V110H1V112L3 113V119H1V117H0V126L2 127V122L4 123V122H7V121H9L8 122V124L10 123V121L11 122H13L12 124L13 125H15V124H19L20 125V127H19V125H15V126H12V125H10V126H12L11 127V129H15L14 131H16L17 132V134L18 135H16V134H14L15 132L13 131V130H11V129H7V128H10V126L9 125H7V126H9V127H6V130L4 129V127H2L1 129H4L3 131H1V129H0V205L1 204H5L6 206H7V201H9L10 199L11 200H14V199H20L21 198V201H23V202H21V203H19V205L20 204H24V203H26V204H28V211L29 212H25L24 211V213H22L23 212V207H25V205L23 206V205H21V206H23L22 207V209L23 210H21V206H19L20 207V209H18V211L20 210V211H22V212H20V213H18V211H17V207L15 208V207H13V205L11 206V203H10V206L12 207H9V206H7V208H9L8 210H9V212H10V214H8V215H6L7 214V211H5V209H4V211H5V213L6 214H4L3 212V210H2V205H1V209H0V241L1 242H4L5 244H6V246H7V244L9 243V244H13L14 243V237L16 236H19L20 238L23 236L24 237V234H25V236L27 237V230L28 229H30V228H33L32 229V232H31V230L30 231H28V234L31 232V236L33 237L34 236V234L36 235V237L37 238H31L30 239V242H32V243H35L36 245V247H35V249L36 248H39V250H37L36 249V253H40L39 255H43L46 251H51V254L52 255H50V257H49V259L52 257V258H54V259H52V260H54V261H59V262H61V264H81L80 263V261H81V259H80V257L83 255L84 256V258H85V264H115V262L114 261H112L111 260V254H110V256H109V253L107 254L108 256H106V253H105V255H104V252L102 251V250H100V248H99V250L100 251H102L103 252V256H101L100 254H101V252H99L100 254H98V250L96 251L95 249H97L95 246H93L95 243H94V241L95 240H93L92 238L93 237H91V240L93 241H91V242H88L89 241V239L88 240H85L84 239V234H86L87 235V232H88V230H89V227L88 228H83L82 226H80V224H79V222H78V215H77V213H81L82 214V212L84 211H82V209L84 208V204L82 205V207L80 206V204H78L79 206H80V208H81V211L78 209V212H77V210H75L77 207H79L76 203H74V204H76L77 205V207L74 209V208H72L73 210L71 211V214L70 215H66L65 214V216H66V218L64 217V219H66V221H67V223L68 224H66L65 223V225L63 226L64 228L63 229H65V231H63V233L65 234V232H66V236L65 237H67V238H65V239H69V243H72L73 244V247H72V245H71V247L69 246L68 248H65L62 244H61V242L59 241V239H57V237L55 236V237H53V236H50L51 234L49 233V232H51V231H54L56 234L57 233H59L60 231H61V217H60V215L58 214V211H60L61 210V208H62V206L64 205V202L65 201H63V199L61 198L62 197V193H63V189H61V186H67L68 187V181H69V179L71 178V175H72V173H73V171H74V166H76L75 164H78V162H79V164L81 163L80 162V159L81 158H77L76 159V156H75V158L73 157V160L71 161V156L72 155H76V153H74L73 151L74 150H80V149H78V147L80 146V145H78L77 146V148L76 149H74L73 151H71L70 149H68V150H70L71 152V154L70 153H68L67 151H66V154L67 155H65L64 153H63V149L64 148H61V146H62V144H63V142L64 141H66V138L69 136V138L67 139L68 140V142L67 143H69V141H75V143L77 142V140H78V138H79V134L78 133H80V134H82L85 130H88V128H84L83 129V127L81 128V125H78V127L80 128V129H83L84 131H82V130H80L79 128H77L75 125H73V126H71L70 127V125L71 124H73V122H71V124H70V117H69V111H66L67 109H65V108H61V111H62V109H63V111L61 112L60 110V112H59V114H61V116H59V114H57L58 116H59V120H60V122L62 123V124H64L65 126H64V128L63 129H65L66 127H68V128H66L64 131H62L63 133L65 132V131H67V129L69 130V132L67 131L66 133H68L67 135L64 133V135L66 136V138H65V136H64V138H65V140H64V138L62 139V135H61V133L58 131V133H57V131H55V132H51V130L50 129H48L49 128V126L50 125H48L47 127L48 128H45L43 125H40L39 124V122L37 123L35 120V122L38 124V125H35L36 126V128H34V126H30V125H26L25 124V122L27 123V121L25 120L26 118H28V117H26V116H32L33 115V117H34V114H32L33 112H31L30 111V107L32 106L31 104H33L34 105V102H32V103H30V107H28V104H29V102L25 99V95H23V93L24 94H26L25 92H21L22 90L21 89H23L24 91H26V88H27V90H28V87H23L22 86V82H21V75H20V73H19V71H17L16 69L18 68V65H17V67L14 65V64H11V65H9ZM87 67V66H86ZM85 67V68H86ZM89 67H87V68H89ZM92 67V66H91ZM151 67H152V65H151ZM31 68V70L30 71H32V68H35V67H30ZM64 68H65V66H64ZM67 68H71L70 66H68ZM117 68V69H118ZM125 68V69H126ZM131 68V67H130ZM36 69V68H35ZM100 70L102 69V68H99ZM142 69V68H141ZM140 69V70H141ZM150 69V68H149ZM264 69V68H263ZM263 69H262V71H263ZM34 70V69H33ZM65 70H67V73H66V71ZM98 70V69H97ZM122 70V71H121ZM130 70H132V68L130 69ZM137 70V69H136ZM135 70V71H136ZM24 71V70H23ZM35 71V70H34ZM72 71L73 70H69V69H64V73H66V76H64V78H65V80H67V76L69 75V77L71 76H73V73H72ZM93 71V70H92ZM99 71V70H98ZM97 71V72H98ZM125 71V70H124ZM143 71V70H142ZM149 71V70H148ZM21 72H22V69H21ZM24 72H26V73H28L29 71H24ZM75 72V71H74ZM93 72H96V69H95V71H93ZM144 72V71H143ZM250 72V71H249ZM23 73V72H22ZM26 73H24V75L26 74ZM78 73H80V74H82L81 72H78ZM77 73V74H78ZM125 73V72H124ZM126 73H127V71H126ZM134 73H136V72H134ZM134 73H132V74H134ZM138 73V72H137ZM149 73V72H148ZM260 73H261V71L260 72H258V77H259V75H260ZM263 73H264V71H263ZM79 74V75H80ZM150 74V73H149ZM26 75H29V73L28 74H26ZM75 75V74H74ZM127 75V74H126ZM136 75V74H135ZM255 75H257V74H255V73H253V76H255ZM80 76H82V75H80ZM150 76V75H149ZM71 77H70V79H71ZM77 77H79V76H77ZM252 77V76H251ZM256 77V76H255ZM258 77H257V79H258ZM264 77V75L261 77V79H260V81H262V78ZM29 78H31V77H29ZM74 78V77H73ZM80 79H83V78H80ZM85 80H86V78H84ZM253 79H255V78H253ZM34 80V79H33ZM85 80H83V81H85ZM89 80V79H88ZM88 80H86V82H83V84H85V83H87V81ZM35 81V80H34ZM74 81H76L75 79H74ZM78 81V80H77ZM81 82H82V80H80ZM90 81V82H89ZM88 82L91 84L92 82V80H89ZM256 81H258V80H256ZM259 81V82H260ZM253 82V81H252ZM252 82H250V83H252ZM74 83H76V82H74ZM77 83H80L79 81L77 82ZM95 83V82H94ZM261 83H262V85H261ZM264 81L263 82H260V83H257L258 85H259V87H260V85L264 88ZM21 84V85H20ZM24 84V83H23ZM93 84V83H92ZM255 84V83H254ZM24 85H26L27 86V83H25ZM88 85V84H87ZM108 85H110V84H108ZM257 85V86H258ZM20 86H22V88L20 87ZM29 86V85H28ZM113 86V85H112ZM84 87H85V85H84ZM108 87L109 86H107V89H106V87H105V90H108ZM21 88V89H20ZM86 88V87H85ZM84 88V89H85ZM101 88V87H100ZM258 88V87H257ZM87 89V88H86ZM104 89V88H103ZM21 90V91H20ZM87 90H89V89H87ZM97 90V89H96ZM101 90V89H100ZM100 90H98V92H100ZM112 90V89H111ZM116 90V89H115ZM115 90L112 92L113 93V95H114V93H115ZM259 90V89H258ZM264 90V89H263ZM104 90H102V92H103ZM117 91V90H116ZM87 92V91H86ZM92 92H94V91H92ZM108 92H109V90H108ZM107 92V93H108ZM263 92V91H262ZM261 92V93H262ZM49 93V92H48ZM95 93V92H94ZM93 93V94H94ZM97 93V92H96ZM106 92H104V93H102V94H105ZM52 94V93H51ZM85 94V93H84ZM87 95H89L88 93H86ZM85 94V95H86ZM99 94V93H98ZM98 94L96 95V96H98ZM101 94V93H100ZM208 94V93H207ZM46 95V94H45ZM45 95H44V97H45ZM49 95V94H48ZM53 95V94H52ZM86 95V96H87ZM90 95H92V93L90 94ZM90 95L89 96H87L86 98L87 99H89L90 98ZM112 95V94H111ZM263 95V94H262ZM24 96V97H23ZM26 96H29L28 94L26 95ZM95 96V100H96V97ZM110 96V95H109ZM41 97H42V95H41ZM85 97V96H84ZM93 97V96H92ZM101 97V96H100ZM106 97V96H105ZM264 97V96H263ZM27 98V97H26ZM47 98V97H46ZM52 98V97H51ZM53 98H54V95H53ZM56 98V97H55ZM54 98V99H55ZM60 98V97H59ZM63 98H65V97H62L61 99L63 100ZM24 99H25V101H24ZM44 99V98H43ZM99 99V98H98ZM97 99V100H98ZM42 100V99H41ZM56 100V99H55ZM62 100L61 101H59V102H61V103H64V102H62ZM93 100V99H92ZM94 100V101H95ZM30 101V100H29ZM36 101V100H35ZM38 101H40V100H38ZM51 101H52V99H51ZM64 101V100H63ZM68 101V100H67ZM66 101V102H67ZM37 102V101H36ZM65 102V103H66ZM88 102V101H87ZM90 102H92V101H89L88 103L90 104ZM27 103V104H26ZM39 103V102H38ZM38 103H37V105H38ZM49 103V102H48ZM52 103V102H51ZM93 103V102H92ZM96 103V102H95ZM36 104V103H35ZM53 104V103H52ZM88 104V105H89ZM42 105V104H41ZM41 105L39 104V106L40 107H38V109L39 108H41ZM44 105V104H43ZM48 106V104L46 103L44 106ZM60 105H64V104H60ZM67 105V104H66ZM66 105H64L63 107H65ZM69 105V104H68ZM70 105H72V104H70ZM115 105V104H114ZM173 105H175V107L178 105H176V104H173ZM52 105H50L49 107H51ZM54 106V105H53ZM169 106V105H168ZM34 107V106H33ZM35 107H36V105H35ZM34 107V108H35ZM69 106H67L66 108H68ZM94 107L96 108V106H94V103H93V105H92V109H94ZM100 107V106H99ZM172 107H174V106H172ZM180 107V106H179ZM178 106L176 107V109L177 108H179ZM44 108H46V107H44ZM70 108V107H69ZM168 108V107H167ZM33 109V108H32ZM31 109V110H32ZM43 109V108H42ZM48 109H50L51 110V108H48ZM115 109H116V111H115ZM170 109H171V107H170ZM169 109V110H170ZM34 110V109H33ZM46 110V109H45ZM65 110V111H64ZM111 110V109H110ZM125 110V109H124ZM123 110V111H124ZM168 110V109H167ZM35 111V110H34ZM37 112L36 113H38V111L39 110H36ZM51 111H53V110H51ZM115 113H113L114 115L116 114V112L118 111L117 110V108H114V110H113ZM126 111V110H125ZM172 111H174L173 109H172ZM172 111H170V112H168L167 111V114L168 113H171ZM177 111H178V109H177ZM40 112H41V109H40ZM42 112H43V110H42ZM39 113V115L40 114H42L43 116H44V114L43 113ZM49 112V111H48ZM57 112V111H56ZM71 112V111H70ZM112 112V111H111ZM1 113V114H2ZM35 113V114H36ZM47 113V112H46ZM45 113V114H46ZM73 113V112H72ZM118 113V112H117ZM119 113H120V111H119ZM124 113V112H123ZM159 113V112H158ZM176 113V112H175ZM32 114V115H31ZM51 114V113H50ZM50 114H49V116H50ZM54 114V113H53ZM52 114V115H53ZM71 114V113H70ZM111 114V113H110ZM155 114V113H154ZM166 114V113H165ZM166 114V115H167ZM173 114V113H172ZM171 114V116H173L174 117V114L172 115ZM48 115V114H47ZM47 115H45L46 117H47ZM112 115V114H111ZM120 115V114H119ZM2 116V115H1ZM36 116V115H35ZM55 116V115H54ZM54 116H52V117H54ZM72 116V118H73V115H71ZM113 116V115H112ZM123 116V115H122ZM155 116V115H154ZM165 116V115H164ZM26 117V118H25ZM42 117V116H41ZM101 117V116H100ZM118 117V116H117ZM121 117V116H120ZM123 117H125V115L123 116ZM162 117V116H161ZM168 117V116H167ZM170 117V116H169ZM5 118V119H4ZM25 118V119H24ZM49 118V117H48ZM104 118V117H103ZM116 118V117H115ZM119 118V117H118ZM136 118V117H135ZM135 118H133V119H135ZM139 118V120H140V117H138ZM142 118V117H141ZM24 119V120H23ZM30 119V118H29ZM33 119H35V118H33ZM45 119V118H44ZM43 119V120H44ZM100 119V118H99ZM105 120H106V118H104ZM154 119H155V117H154ZM30 120H32V118L30 119ZM30 120H29V122H30ZM58 120V119H57ZM62 120V121H61ZM115 120V119H114ZM143 120H146V119H142V121ZM83 121V120H82ZM119 121V120H118ZM135 121V120H134ZM148 121H151V120H148ZM152 121H153V119H152ZM28 122V123H29ZM35 122H31V123H34L35 124ZM43 122V121H42ZM69 122V123H68ZM80 122V121H79ZM79 122H77V124H80ZM86 122V121H85ZM102 122H104V121H102ZM124 122H125V120L121 123V122H119V123H121V124H116V126L117 127H119L120 128V126L122 125V127H123V125L125 126V125H127L126 123L124 124ZM136 122V121H135ZM134 122V123H135ZM140 122H141V120H140ZM31 123H29V124H31ZM55 123V122H54ZM56 123H57V121H56ZM59 123V122H58ZM60 123V124H61ZM99 124H100V122H98ZM131 123H133V122H131V120H130V123H129V126H128V129L130 130V133L132 134V133H134L133 134V136H135L136 134V138L138 137L139 138V135H140V131H139V134H138V131H137V133H136V129L139 127V125L138 126H135V124H134V126L131 124ZM145 123H146V121H145ZM148 123V122H147ZM11 124V123H10ZM33 124V125H34ZM44 124V123H43ZM62 124H61V126H62ZM68 124H70V125H68ZM75 124V123H74ZM104 124V123H103ZM115 124H113V126H111V127H113L114 129L116 128V126H114ZM136 124H139L138 122L136 123ZM141 124H143V123H141ZM141 124H140V126H141ZM149 124H150V122H149ZM152 124V123H151ZM3 125H6V124H3ZM45 125V124H44ZM47 125V124H46ZM54 125H56V124H54ZM54 125H52V126H54ZM110 125H111V123H110ZM120 125V126H119ZM39 126V127H38ZM41 126H43V128L41 129ZM57 126V125H56ZM84 126V125H83ZM89 126V125H88ZM106 126V124H104V127ZM146 126V125H145ZM162 126V125H161ZM160 126V127H161ZM16 127H18V128H16ZM37 127L39 128V130H40V132L38 131L37 132ZM51 127V126H50ZM59 127V126H58ZM63 127V126H62ZM91 127H93L92 125L90 126V128ZM97 127V126H96ZM103 127V126H102ZM103 127V128H104ZM131 127H133V128H131ZM137 127V128H136ZM142 127H143V125H142ZM164 127V126H163ZM34 128V129H33ZM44 128H45V130H44ZM94 128V127H93ZM93 128H91V129H93ZM110 127H108V129H109ZM113 128H111V129H113ZM119 128H116V130L115 131H117ZM124 128H126V127H124ZM135 128V129H134ZM33 129V130H32ZM37 129V130H36ZM48 129V130H47ZM57 129V128H56ZM95 129V128H94ZM93 129V130H94ZM97 129V128H96ZM107 129V130H108ZM160 129H162V128H160ZM13 131V132H11V131ZM36 130V131H35ZM78 130H80V132H78ZM137 130H139V129H137ZM159 130V129H158ZM164 130V129H163ZM7 131V132H6ZM8 131H10V132H8ZM45 131H46V133H45ZM81 131H82V133H81ZM92 131V130H91ZM114 131V132H115ZM119 131V130H118ZM132 131V132H131ZM143 130H141V132H142ZM50 132V134H51V136H49V134L48 133ZM90 132V130H88V133ZM102 132H104V135H102L101 136V139L100 140H102V139H104V140H107V138H106V136L108 137V136H110V134L109 133H111V135H112V137H113V130H112V132H108V133H105L106 132V128H105V131H103L102 130ZM102 132H101V134H102ZM129 132V131H128ZM85 134L87 133V132H84ZM83 133V134H84ZM87 133V134H88ZM91 133V132H90ZM98 133V132H97ZM117 133V132H116ZM144 133V132H143ZM159 133H161V135H162V133L163 132H158V134ZM56 134H59V135H61V136H59L60 138V141H62V140H64L63 142H62V144H61V142L60 141H58V140H56L55 138H54V140H52L51 141V139L49 140V138H47V135L50 137V138H52V135H54L53 137H55V135ZM84 134V135H85ZM92 134V133H91ZM109 134V135H108ZM118 134V133H117ZM126 134V133H125ZM142 134V133H141ZM145 134H147V133H145ZM98 135V134H97ZM106 135V136H105ZM151 135V134H150ZM160 134H159V136H161ZM57 136V135H56ZM58 136L56 137V138H58ZM83 136V135H82ZM82 136H80V137H82ZM96 136V135H95ZM115 136H116V134H115ZM142 136V135H141ZM140 136V137H141ZM149 136V135H148ZM154 136V135H153ZM164 136V135H163ZM104 137V138H103ZM125 137H126V135H125ZM144 137V136H143ZM75 138L77 139V140H75ZM95 138V137H94ZM93 137H92V140L94 139ZM109 138H111V137H109ZM108 138V139H109ZM115 138V137H114ZM114 138L112 139V141L114 140ZM127 138V137H126ZM132 138H134V137H132ZM142 138V137H141ZM147 138V137H146ZM154 138V137H153ZM152 138V139H153ZM53 139V138H52ZM116 139V138H115ZM130 139H131V137H130ZM144 139V138H143ZM143 139L141 140V141H143ZM151 139V140H152ZM99 140V141H100ZM104 140H102V143H103V141ZM110 140V139H109ZM133 140H135V139H132L131 141L133 142ZM150 140V141H151ZM56 141H58L60 144H61V146L59 145V144H57L56 143ZM148 141V140H147ZM106 142V141H105ZM107 142H108V140H107ZM135 142H136V144H137V141L135 140ZM135 142H133V143H135ZM161 142V141H160ZM71 144H72V142H70ZM89 143V142H88ZM100 143V142H99ZM112 142H110V144H111ZM114 143V142H113ZM139 143V142H138ZM143 143V142H142ZM146 143V142H145ZM154 143V142H153ZM156 143V142H155ZM80 144V143H79ZM104 145H105V143H103ZM107 144V143H106ZM136 144H135V146H136ZM140 144H141V142H140ZM147 144V143H146ZM73 145V144H72ZM101 145V144H100ZM143 145H145V144H143ZM151 145V144H150ZM66 146V145H65ZM68 146L70 147V145L68 144ZM99 146V145H98ZM106 146V145H105ZM111 145H109V147H110ZM145 146H147V145H145ZM153 146H155V145H153ZM160 146H161V144H160ZM72 147V146H71ZM70 147V148H71ZM103 147V146H102ZM201 147V146H200ZM199 147V148H200ZM80 148V147H79ZM103 148H105V147H103ZM149 148H151V147H149ZM158 148H159V146H158ZM93 149V148H92ZM95 149V148H94ZM157 149V148H156ZM200 149H202V147L200 148ZM135 150H137V148L135 149ZM151 150V149H150ZM152 150H154V148H152ZM159 150V149H158ZM78 151H76L77 153H78V155H80L81 153H80V151L78 152ZM93 151V150H92ZM138 151V150H137ZM202 151V150H201ZM130 152H134L135 153V151L133 150H131ZM156 152V151H155ZM158 152V151H157ZM161 152H163V150L161 151ZM137 153V152H136ZM168 153L169 152H167L166 154L168 155ZM197 153V152H196ZM69 154V155H68ZM152 154H153V151H152ZM160 154V153H159ZM162 154H164L165 155V153L163 152ZM131 155H133V153H131ZM135 155L136 154H134V156L133 157H135ZM138 155H140V154H138ZM145 154H143V155H141V157L142 156H144ZM147 155V154H146ZM158 155V154H157ZM156 155V156H157ZM161 155V154H160ZM176 155V154H175ZM175 155H173V156H169V157H167V156H165V158H163V159H161L159 162H158V164L159 165H163L162 167H164L165 166V169L166 168H168V166H174V165H172L171 164V162H172V160L174 159V157H175ZM163 156V155H162ZM177 156V155H176ZM200 155H198V157H199ZM69 157V158H68ZM152 157H154V156H152ZM152 157H149L148 156V158H152ZM164 157V156H163ZM167 157V158H166ZM136 158H139V157H136ZM145 158H146V156H145ZM158 158H161V157H158ZM177 158V157H176ZM195 158H196V154H195ZM75 159H76V161H75ZM199 159V158H198ZM130 160V159H129ZM145 160V159H144ZM142 161L143 160H140V158L139 159H133L132 161H130V163H132V164H130V167L132 166V168H133V165L135 166V165H142V168H144L143 167V165H145V167H146V164H148V162L146 163H144V161H143V163L144 164H142ZM145 161H149V163H150V160H145ZM155 161H156V159H155ZM199 161V160H198ZM40 162H41V166H42V163L44 164V166H43V168H38V167H33V164H40ZM76 162V163H75ZM73 163H75L74 164V166H73ZM197 163V162H196ZM202 163V162H201ZM152 165H153V162H152ZM157 165V164H156ZM34 166H38V165H34ZM140 166H138L139 168V170H140ZM148 166H150V165H148ZM167 166V167H166ZM85 167V166H84ZM136 167V166H135ZM153 167V166H152ZM151 167V168H152ZM158 167V166H157ZM79 168H81V167H78V169ZM142 168H141V170L140 171H142ZM154 168V167H153ZM156 168V167H155ZM76 170H77V167L75 168ZM83 169V168H82ZM81 169V171L83 172V170ZM86 169V168H85ZM104 169V168H103ZM110 169V168H109ZM137 169V168H136ZM137 169V170H138ZM165 169L163 168V171H165ZM75 170V171H76ZM134 170H135V168H134ZM146 170V169H145ZM148 170H149V168H148ZM151 170V169H150ZM153 170V169H152ZM151 170V171H152ZM102 171V170H101ZM106 171H109V170H106ZM111 171V175H112V177H114L115 178V175H116V172H115V170L112 168V170H110ZM109 171V172H110ZM139 171V172H140ZM156 171V170H155ZM207 171H209V170H207ZM207 171H205L206 172V174H207ZM79 172V171H78ZM96 172V171H95ZM137 173H138V171H136ZM149 172V171H148ZM157 172H159V171H157ZM167 172V171H166ZM165 172V173H166ZM171 172H172V170H171ZM26 173L28 174V176L26 175ZM49 173H51V176L49 175ZM150 173V172H149ZM168 173H169V171H168ZM168 173H166V175H164L163 177H160V176H162V175H160L159 173V175L160 176H155L154 174H155V172L153 173V175H152V177H150V176H148V180H149V183L148 184H142L141 183V185H143V186H141L140 185V191L142 190L143 192H144V194H145V196L147 195V196H150L151 194L153 195H156L158 198L160 197L161 198V194H164L165 193V191H168V189H170V187H169V185H168V183L169 182H171V180L169 181V174ZM99 174H101V173H99ZM104 174V173H103ZM136 174V173H135ZM134 174V175H135ZM205 174V175H206ZM95 175V174H94ZM102 175V174H101ZM139 175V176H138ZM137 176H136V178L135 179H146L145 177L147 176L146 175V173L144 174V172L142 173V172H140V174H138ZM143 175V176H142ZM150 175V174H149ZM174 175V174H173ZM78 176V175H77ZM99 176V175H98ZM105 176V175H104ZM104 176H102V177H104ZM109 176V175H108ZM14 178V180L12 181V179H8V180H11L13 183H17L18 184V182H22V183H19L18 185H15L14 187L12 186V183H11V185H9L7 182L5 183V181H7V178ZM83 177V176H82ZM204 176H202V178H203ZM4 178H6V180H2V179H4ZM77 178V177H76ZM106 178V177H105ZM110 178V177H109ZM201 178V179H202ZM15 179H17V180H15ZM139 179V180H140ZM144 179H143V181H144ZM171 179V178H170ZM205 179V178H204ZM203 179V180H204ZM74 180V179H73ZM104 179H102V181H103ZM107 180V179H106ZM110 180H112V178L110 179ZM134 180V179H133ZM137 181V183L138 182H140V181ZM174 180V179H173ZM18 181V182H17ZM76 181V180H75ZM93 181H94V179H93ZM113 181H115V179L113 180ZM142 181V182H143ZM147 181V180H146ZM104 182V181H103ZM148 182V181H147ZM146 182V183H147ZM184 182H185V180H184ZM78 183V182H77ZM94 183V182H93ZM100 183H102V182H100ZM111 183V182H110ZM115 183V182H114ZM134 183V182H133ZM136 183V184H137ZM5 184V185H4ZM6 184H8L7 186H6ZM20 184H23L22 186L20 185ZM75 184V183H74ZM120 184V183H119ZM140 184V183H139ZM200 184V183H199ZM73 185V184H72ZM76 186H77V184H75ZM80 185V184H79ZM81 185H82V183H81ZM85 184H83V186H84ZM104 185H106L105 183H104ZM108 185H109V182H108ZM114 185V184H113ZM11 186V187H10ZM89 186V185H88ZM116 185H114V186H112V187H115ZM120 186V185H119ZM137 186H138V184H137ZM136 186V187H137ZM109 188H111V185L110 186H108ZM121 187V186H120ZM117 188V189H115V190H110L109 188H107V189H105L104 191V194H106V196H111V199H114V195H116V197L119 195V190H123V189H121V188ZM90 188V187H89ZM185 188V187H184ZM67 189V188H66ZM92 189V191H95V190H93V188H91ZM90 189V190H91ZM81 191L82 190H80V189H78V186H77V188L75 187V188H71L70 190L68 189V191H65V193L66 192H68V194L67 195H70L71 197L69 198V199H72L73 200V198H75V197H77L80 193H81ZM85 191H87V189L85 190ZM84 191V192H85ZM136 191V190H135ZM137 191H138V189H137ZM141 191V192H142ZM88 192V191H87ZM71 193H72V195H71ZM150 194V195H149ZM65 195V194H64ZM101 195V194H100ZM152 195H151V197H152ZM153 195V196H154ZM178 195H180V193L178 194ZM264 196V195H263ZM263 196H261V197H263ZM20 197V198H19ZM67 197V196H66ZM144 197V196H143ZM8 198V200H6ZM64 198V197H63ZM78 198V197H77ZM77 198H75L76 199V201H77ZM118 198L120 199V197H117L116 198V200H118ZM152 198H154V197H152ZM157 198V199H158ZM176 198H178L177 197V195H176ZM17 199V200H18ZM79 199V198H78ZM101 199V198H100ZM155 199H156V197H155ZM155 199L153 200L154 202H156L155 201ZM179 199V198H178ZM260 200H259V203H258V207H259V212L261 213V211H262V214H264V197L263 198H259ZM10 200V201H11ZM17 200H15V203H17L18 204V202H16ZM66 200V199H65ZM71 200V201H72ZM97 200H99L98 198H97ZM103 200H105V197H103ZM107 200H108V198H107ZM106 200V201H107ZM121 200V199H120ZM142 200V199H141ZM9 201V202H10ZM70 201V202H71ZM74 201V200H73ZM90 201V200H89ZM89 201H87V202H89ZM95 201V200H94ZM106 201L104 202V203H106ZM109 201V200H108ZM114 201H115V199H114ZM114 201H112L113 202V206H114V204L117 202H115L114 203ZM119 201V200H118ZM86 202V203H87ZM98 202V201H97ZM101 202H103V201H101ZM100 202V203H101ZM110 202V201H109ZM111 202V203H112ZM151 202V201H150ZM158 202V201H157ZM156 202V203H157ZM13 201H12V204H15ZM68 203V202H67ZM72 203V202H71ZM140 203V202H139ZM152 203V202H151ZM9 204V203H8ZM29 204H32V205H37V209H35V210H31V209H29ZM69 204V203H68ZM73 204V203H72ZM73 204V205H74ZM107 204L108 203H106V206H107ZM143 204V203H142ZM86 206L87 205H89L88 203L87 204H85ZM119 205V204H118ZM15 206V205H14ZM69 206V205H68ZM112 206V205H111ZM150 206V205H149ZM149 206H147V207H149ZM238 205H236L235 207H237ZM70 207V206H69ZM116 207V206H115ZM137 207V206H136ZM151 207V206H150ZM25 208V209H26ZM31 208H33L32 206H31ZM64 208V207H63ZM145 207H143V209H144ZM260 208H261V211H260ZM15 210V211H17L16 213H15V211H14V213H12V211L13 210ZM66 209V208H65ZM64 209V210H65ZM71 209V208H70ZM85 209V208H84ZM148 209V208H147ZM236 209H238V208H236ZM1 210H2V212H1ZM38 212H37V211ZM75 210V211H74ZM136 210V209H135ZM139 210V209H138ZM63 211V210H62ZM62 211H61V213H62ZM68 210H66V212H67ZM80 211V212H79ZM126 211V210H125ZM142 211V210H141ZM77 212V213H76ZM143 212V211H142ZM147 212V211H146ZM169 212V211H168ZM134 213H135V211H134ZM149 213V212H148ZM68 214V213H67ZM85 214V213H84ZM147 214V213H146ZM130 215H132V214H130ZM150 215V214H149ZM83 216H85V215H83ZM147 216V215H146ZM166 216V215H165ZM170 216V215H169ZM134 217V216H133ZM132 217V218H133ZM164 217V216H163ZM138 218V217H137ZM165 218H167V217H165ZM173 218V217H172ZM85 219V218H84ZM112 219L114 220V218L112 217ZM121 219V218H120ZM125 219V218H124ZM141 219V218H140ZM147 219H149V218H147ZM150 219H152V218H150ZM170 219V218H169ZM168 219V220H169ZM193 219V218H192ZM70 220V221H69ZM133 220V219H132ZM171 220V219H170ZM197 220V219H196ZM195 219L194 220H191V222H193L192 224H199V222H194V221H196ZM62 221H64V220H62ZM122 221V220H121ZM134 221H136V220H134ZM144 221H146V218H145V220ZM151 221H153V219L151 220ZM155 221V220H154ZM172 221V220H171ZM83 222V220H81L80 221V223H82ZM85 222V221H84ZM143 222V221H142ZM141 222V224H144V226H142V225H139L140 227L142 226L143 228H149V223H152V222H146L147 224H145V223H142ZM160 222V221H159ZM170 222V221H169ZM64 223V222H63ZM62 223V224H63ZM97 223H98V221H97ZM129 223V222H128ZM165 223H167V221L165 222ZM172 223V222H171ZM174 223V222H173ZM85 224H86V222H85ZM91 224V223H90ZM119 224V223H118ZM159 224V223H158ZM162 224H163V222H162ZM191 224V223H190ZM196 224H195V226H196ZM24 225V226H23ZM26 225H27V227H30V228H28V229H26V231H24L25 229L24 228H27L26 227ZM82 225H84V223L82 224ZM88 225V224H87ZM94 226H95V224H93ZM98 225V224H97ZM103 225V224H102ZM120 225V224H119ZM127 225V224H126ZM145 225H147L146 227H145ZM151 225H153V224H151ZM174 225V224H173ZM172 225V227H174ZM256 225H259V224H256ZM261 225V224H260ZM18 226L20 227V226H23V227H20L21 229H19V230H23V231H21L22 233H24L22 236L21 235H19L18 233L20 232L17 228H18ZM92 226V225H91ZM99 226V225H98ZM98 226H96L97 228H98ZM134 226V225H133ZM154 226V225H153ZM178 226H180V225H178ZM263 226V227H262ZM120 227V226H119ZM132 227V226H131ZM135 227V226H134ZM139 227V228H140ZM152 227V226H151ZM163 227V226H162ZM164 227H165V225H164ZM163 227V228H164ZM167 227V226H166ZM171 227V226H170ZM171 227V228H172ZM176 227V226H175ZM196 227H198V226H196ZM201 227V226H200ZM257 227H259V228H257ZM257 227H255V228H253V230H257V231H252V232H254L253 233V235L254 234H257V236H258V234H259V236L258 237H262V236H264V235H262V233L264 232L263 231V229L262 228H264V223L261 225V227L260 226H257ZM82 228L84 229V231L82 232ZM116 228V227H115ZM136 228V227H135ZM138 228V229H139ZM182 228V227H181ZM260 228L262 229V230H260ZM93 229H95L94 227H93ZM99 229H101V227L99 228ZM109 229V228H108ZM122 229H123V227H122ZM140 229H142V228H140ZM146 229L143 231V230H136L137 232H140L141 233V235H140V237L138 238V237H136L137 239H139V244H138V242H137V240H136V244L137 245H139L140 247H142L143 245V243L145 242L146 244H148L149 242V240H150V237L152 236H154L153 234L156 232V230L154 231V233H152L151 235H149V230H147V232H146ZM158 229H160V227H158ZM165 229V228H164ZM175 229H177V228H175ZM179 229V228H178ZM177 229V230H178ZM200 230L199 231H202V228H199ZM86 230H87V232H86ZM96 230V229H95ZM117 230H119V229H117ZM151 230V229H150ZM180 230V229H179ZM123 231V230H122ZM125 231H126V229H125ZM135 231V232H136ZM143 233H142V232ZM169 231V230H168ZM171 231H172V229H171ZM261 231V232H260ZM20 232V233H21ZM53 232V233H54ZM109 231H107V233H108ZM116 232H118V231H116ZM131 232V231H130ZM146 232V233H145ZM204 232V231H203ZM261 234H260V233ZM52 233V232H51ZM52 233V234H53ZM82 233H84L83 235H82ZM90 233H92V232H90ZM94 233H95V231H94ZM125 233H127V232H125ZM139 233V234H140ZM148 233V234H147ZM158 233V232H157ZM161 233H164V231L162 232V230L160 229V231H159V233H158V236H157V238H160V236H161ZM201 233V232H200ZM50 234V235H49ZM117 234V233H116ZM137 233H135V234H133V237H135V235H136ZM165 234H166V232H165ZM170 234V233H169ZM203 234V233H202ZM202 234L201 235H199V239H200V236L202 237ZM252 234V233H251ZM61 235V234H60ZM86 235H85V238H87L86 237ZM90 235V234H89ZM97 235V234H96ZM96 235H94V236H96ZM101 235V234H100ZM120 235V234H119ZM138 235V234H137ZM253 235H250V238H252V239H255V237L257 238V240L255 239V241H259L258 240V237L255 235V237L253 236ZM88 236V235H87ZM99 236V235H98ZM98 236L96 237V238H98ZM126 236V235H125ZM132 236V235H131ZM167 236H169V235H167ZM251 236H253V237H251ZM22 237V239H24ZM90 237V236H89ZM102 237V236H101ZM132 237V238H133ZM151 237V238H152ZM162 237V236H161ZM178 239H177V238ZM189 237V239H188V241H187V236H185V233L183 234L182 232H180V231H176V230H174V233L172 232L171 233V236H170V238H175L177 241L179 240V243L181 244V246L185 249V251H187L188 249L190 250L191 248H193V247H195V246H197V245H199V243H195L194 244V242H190V236H188ZM96 238H94V239H96ZM124 238V237H123ZM135 238V239H136ZM195 238V237H194ZM17 239H19L18 237H17ZM22 239H19L18 240V242H22V243H24L25 244V246L24 245H21V247L23 246L24 248H26V249H28L29 248V250L28 251H31V247H28L27 248V244H29V243H27V241H23ZM119 239V238H118ZM126 239V238H125ZM147 239V240H146ZM149 239V240H148ZM154 239V238H153ZM161 239L163 240L164 238L162 237V238H160V241H161ZM168 239V238H167ZM191 239H192V237H191ZM260 239V238H259ZM22 240V241H21ZM196 240V239H195ZM202 240V239H201ZM261 240V239H260ZM17 241V240H16ZM16 241H15V243H16ZM71 241V242H70ZM101 241V240H100ZM100 241H97V242H99V244H101V243H103L102 241H101V243H100ZM108 241V240H107ZM107 241H105V242H107ZM128 241H129V239H128ZM168 241V240H167ZM166 241V242H167ZM177 241H175V242H177ZM254 241V240H253ZM254 241V242H255ZM140 242H143V243H141L140 244ZM162 242V241H161ZM14 243V244H15ZM21 243V244H22ZM27 243V244H26ZM111 243H113V241H111ZM125 243V242H124ZM132 243V242H131ZM258 243H261V242H258ZM258 243H255V245H256V248H253L254 249V251H255V253H256V260L255 259H253L254 257H252V259H251V256L250 255H252V256H255L254 254H252V252H251V254L249 255V258L251 259V260H253L252 262L254 263V264H264V254L262 255V257H261V252L264 250V248H259V246H260V244H258ZM67 244V243H66ZM135 244V243H134ZM158 244H160V243H158ZM166 244V243H165ZM176 244V243H175ZM202 244V243H201ZM1 245V244H0ZM18 245V244H17ZM68 245V244H67ZM98 244H96V246H97ZM103 245V244H102ZM104 245H105V243H104ZM107 245H110V244H107ZM145 245V244H144ZM254 245V246H255ZM3 246V249H5L4 247H6L4 244L2 245ZM14 246V245H13ZM33 246V245H32ZM66 246V245H65ZM131 246H133V245H131ZM166 246H167V244H166ZM202 246V245H201ZM258 246V247H257ZM1 247V246H0ZM12 247V246H11ZM99 247H100V245H99ZM103 246H101V248H102ZM111 247V246H110ZM135 247V246H134ZM133 247V248H134ZM146 247H147V245H146ZM145 247V248H146ZM157 247H159V246H157ZM198 247V246H197ZM261 247V246H260ZM2 248V247H1ZM9 248V247H8ZM14 248V247H13ZM72 248V249H71ZM76 248V249H75ZM104 248V247H103ZM199 248V247H198ZM250 248V247H249ZM248 248V249H249ZM41 249V250H40ZM78 249H80V250H78ZM107 249V248H106ZM119 249H121V248H119ZM129 249V248H128ZM156 249V248H155ZM182 249V248H181ZM180 249V250H181ZM255 249H257L258 250V252H260V253H258L257 254V252H256V250ZM259 249H260V251H259ZM74 250H77L76 252H78V253H76V252H74ZM138 250H140V249H138ZM143 250V249H142ZM189 250H188V252L187 253H189ZM200 250V249H199ZM24 252H25V250H23ZM22 251V252H23ZM42 251V252H41ZM43 251H44V253H43ZM79 251H81V252H83V253H79ZM111 251V250H110ZM137 251V250H136ZM136 251H135V249H134V252H133V254H131L132 256L134 255V253H135V255L136 254H138L139 253V251H137V253H136ZM143 251H146V249L145 250H143ZM6 252H7V250H6ZM106 252V251H105ZM113 252V251H112ZM247 252V251H246ZM249 252V251H248ZM264 252V251H263ZM75 253L76 254H79V260H78V258H77V256L75 255ZM126 253H128V251H126L125 252V254ZM130 253H132L131 251H130ZM141 253V252H140ZM139 253V254H140ZM250 253V252H249ZM248 253V254H249ZM138 254V255H139ZM81 255V256H80ZM127 255V254H126ZM126 255H125V257H126ZM134 255V256H135ZM147 255V254H146ZM146 255H145V257H146ZM258 255H260V258H261V260L259 259V261L258 262H256L257 260H258V258H259V256ZM82 256V257H83ZM123 256V255H122ZM133 256V257H134ZM192 256H193V254H192ZM109 257H110V260H109ZM112 257H114V255H112ZM124 257V256H123ZM133 257H132V259L130 260L129 258H130V256H127V258H123L124 260V262L122 263V264H124L126 261H134V262H131V264H135V262H137V261H135V259L138 257V256H135V259H133ZM188 257L190 258V256L188 255ZM196 257V256H195ZM258 257V258H257ZM66 258H67V260H66ZM0 259H3V257H0ZM126 259V260H125ZM127 259H129V260H127ZM142 259V258H141ZM249 259V260H250ZM52 260H51V262H52ZM114 260V259H113ZM116 260V259H115ZM118 260V259H117ZM116 260V261H117ZM145 260V259H144ZM255 260V261H254ZM111 263H110V262ZM130 261L129 262H127V263H125V264H130ZM147 261V260H146ZM198 261V260H197ZM195 262H196V260H195ZM194 262V263H195ZM204 262V261H203ZM252 262L251 263H249V264H252ZM7 263H8V261H7ZM7 263H5V264H7ZM117 263V262H116ZM144 263H146L145 261H144ZM194 263H192V264H194ZM198 263V262H197ZM9 264V263H8ZM83 264V263H82ZM117 264H119V263H117ZM142 264V263H141ZM156 264V263H155Z\"/></svg>","mask_w":264,"mask_h":264}]
</instances>
